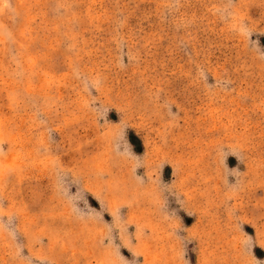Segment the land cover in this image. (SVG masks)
I'll use <instances>...</instances> for the list:
<instances>
[{"label":"rangeland","instance_id":"rangeland-1","mask_svg":"<svg viewBox=\"0 0 264 264\" xmlns=\"http://www.w3.org/2000/svg\"><path fill=\"white\" fill-rule=\"evenodd\" d=\"M0 264H264V0H0Z\"/></svg>","mask_w":264,"mask_h":264}]
</instances>
